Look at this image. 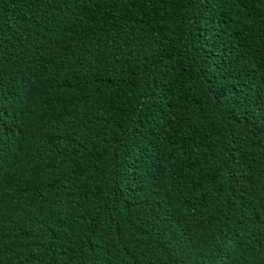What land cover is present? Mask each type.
<instances>
[{"label": "trees", "instance_id": "obj_1", "mask_svg": "<svg viewBox=\"0 0 264 264\" xmlns=\"http://www.w3.org/2000/svg\"><path fill=\"white\" fill-rule=\"evenodd\" d=\"M0 264H264V0H0Z\"/></svg>", "mask_w": 264, "mask_h": 264}]
</instances>
